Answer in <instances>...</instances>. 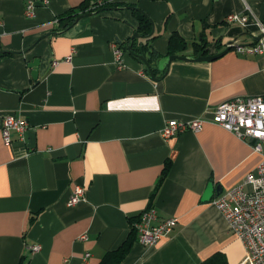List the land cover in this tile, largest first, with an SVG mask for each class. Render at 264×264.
Instances as JSON below:
<instances>
[{
  "label": "crops",
  "instance_id": "0c3cea01",
  "mask_svg": "<svg viewBox=\"0 0 264 264\" xmlns=\"http://www.w3.org/2000/svg\"><path fill=\"white\" fill-rule=\"evenodd\" d=\"M30 1L42 0H0V264H99L151 208L154 224L177 219L174 232L154 247L135 242L122 264H205L217 254L241 264L245 247L213 204L218 196L202 199L212 181L224 194L262 160L212 118L223 102L264 96V56L237 50L260 40L264 0H114L133 9L93 14L55 35L56 18L84 0H48L33 18ZM138 10L153 22L162 55L150 65L156 80L129 52L120 68L111 48L133 43ZM245 13L247 27L226 22ZM175 32L193 45L172 56L191 60L175 59L165 72ZM230 44L237 47L220 58L194 60ZM7 115L29 122L23 140L4 142ZM195 117L206 119L200 131L163 136L168 122ZM168 159L172 169L152 199ZM77 186L85 199L69 206Z\"/></svg>",
  "mask_w": 264,
  "mask_h": 264
},
{
  "label": "built area",
  "instance_id": "2783aa9c",
  "mask_svg": "<svg viewBox=\"0 0 264 264\" xmlns=\"http://www.w3.org/2000/svg\"><path fill=\"white\" fill-rule=\"evenodd\" d=\"M48 4V0L28 2L25 10L26 16L35 17L37 8L40 5L48 6ZM234 21L247 27L249 14L227 16L226 22ZM260 27V40L252 47L241 48L234 45L238 52L264 56V24H261ZM111 48L117 65L124 68L122 56L125 51L116 41L111 43ZM205 121L206 119L203 117L180 122L170 121L162 133L168 139L187 130L198 132L202 129ZM212 121L240 140L250 142L253 150L262 157L255 173H250L241 184L218 196L213 204L221 211L228 221L231 231L245 247L246 256L241 264H264V96H240L223 102L214 111ZM29 127L30 124L26 119L7 115L1 128L4 142L11 144L16 139L23 140ZM84 199V188L77 186L68 205L74 206ZM157 218L156 210L151 208L143 212L134 224L138 242L143 246L154 247L163 238L174 232L177 224L176 218H167L154 224L153 222ZM82 238L86 239V236ZM31 250L33 253L39 252L41 246L34 245Z\"/></svg>",
  "mask_w": 264,
  "mask_h": 264
},
{
  "label": "trees",
  "instance_id": "16d2710c",
  "mask_svg": "<svg viewBox=\"0 0 264 264\" xmlns=\"http://www.w3.org/2000/svg\"><path fill=\"white\" fill-rule=\"evenodd\" d=\"M120 7L127 8L131 6H126L125 4L117 3L114 0H84L83 3L79 5L78 7L70 8L65 13H63L62 15L58 16V18H56L58 22V26L57 28H55V32L56 34L65 32L66 30H68L69 28H71L72 26L76 24V20L78 18L82 19L84 17L93 15V14H99V13L103 14V13L109 12L107 11V9L120 8ZM135 14H137L138 23H139L137 37L144 39V42L140 41L142 43L141 44L142 47H137V48L135 47L134 42L138 40V39H135L136 36L131 39L133 43L131 44L129 43V45L126 48L123 47L121 44H119V46L125 52H129L130 54H132L141 63L143 62L139 59V55H141L143 51L146 54L149 53L150 57H146V58L149 64L152 65L153 64L152 62L162 57L161 54H157V52L153 49V46H152V41L155 38H157V36H155L152 33V29H153L152 23L153 22L151 21V19H149L148 16H146V14H144L143 12L139 10ZM192 45L193 44L189 45V43L180 34L175 32L170 38L169 51L167 53V56L169 57L170 55L171 56L176 55L179 52L187 50ZM194 45L196 44L194 43ZM202 45L204 46L207 45V42H205V39L203 40ZM6 54L7 53H3V54H0V56H4ZM147 71L148 69L145 68V73H147ZM172 166H173V163L171 162L170 159H168L164 165L162 174L156 184V187L152 194V199H154L157 196L161 187L167 180L169 173L172 169ZM130 223H131V231L129 233V236L127 237V240L118 249L106 252L101 258V261L99 264H122V262L127 258V256L132 251L133 245L135 244V242L138 241V234L134 228L135 219L130 220ZM205 264H225V263H224L222 255L217 254Z\"/></svg>",
  "mask_w": 264,
  "mask_h": 264
},
{
  "label": "water",
  "instance_id": "95a60500",
  "mask_svg": "<svg viewBox=\"0 0 264 264\" xmlns=\"http://www.w3.org/2000/svg\"><path fill=\"white\" fill-rule=\"evenodd\" d=\"M128 9H133V7H127ZM114 9H117V8H111V9H107V11L109 10H114ZM140 11V10H139ZM102 12V11H101ZM91 16V15H89ZM81 18H78L76 20V23L80 20ZM153 24V23H152ZM153 30H154V26H153ZM52 33L48 34V35H51ZM56 33H53V35H55ZM136 36H138V34H136ZM235 44H230L228 46V48L221 52V53H218V54H215V55H208V56H200V57H197L195 58L194 60H198V61H212V60H215L217 58H220L222 57L223 55H225L226 53H228L230 50H231V47L234 46ZM139 59L148 66V71H149V74L151 76L152 79L156 80L155 76H154V70L152 68V66H150L149 62L147 61V58L145 56V52L143 51V53L141 55H139ZM175 59H179V60H184V61H188V60H191L189 58H186V57H180V56H169L167 61H166V64H165V67H163V70L166 72L167 69L169 68L170 64L172 63V61H174ZM40 60L41 58H36L33 62L30 63L29 67L33 69L32 71V76L34 79H38L39 77V65H40ZM223 193V187L221 185H216L215 182H211L204 195H203V199L202 201L203 202H209L211 201L213 198L217 197V196H220L221 194Z\"/></svg>",
  "mask_w": 264,
  "mask_h": 264
}]
</instances>
